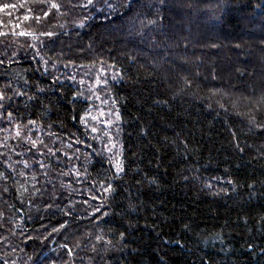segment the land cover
I'll list each match as a JSON object with an SVG mask.
<instances>
[{"label": "trees", "instance_id": "1", "mask_svg": "<svg viewBox=\"0 0 264 264\" xmlns=\"http://www.w3.org/2000/svg\"><path fill=\"white\" fill-rule=\"evenodd\" d=\"M0 264H264V0H0Z\"/></svg>", "mask_w": 264, "mask_h": 264}, {"label": "snow or ice", "instance_id": "2", "mask_svg": "<svg viewBox=\"0 0 264 264\" xmlns=\"http://www.w3.org/2000/svg\"><path fill=\"white\" fill-rule=\"evenodd\" d=\"M93 130L95 131V129H93ZM117 169H118V171H122V168L119 166V164L117 165ZM104 191H105V192H111V191H113V189H112V185L109 184V185L104 189Z\"/></svg>", "mask_w": 264, "mask_h": 264}]
</instances>
